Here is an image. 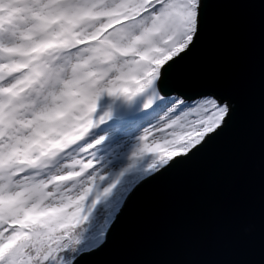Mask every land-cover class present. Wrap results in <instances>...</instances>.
Here are the masks:
<instances>
[{
  "label": "snow or ice",
  "instance_id": "6c2138e0",
  "mask_svg": "<svg viewBox=\"0 0 264 264\" xmlns=\"http://www.w3.org/2000/svg\"><path fill=\"white\" fill-rule=\"evenodd\" d=\"M254 2L264 4L0 0V61L9 58L0 65V264H82L107 244L138 189L226 129L230 95L171 80L196 47L209 4ZM120 57L130 59L117 66ZM133 112L147 127L123 159L105 163V129ZM72 113L74 138L51 135ZM65 153L77 158L55 170Z\"/></svg>",
  "mask_w": 264,
  "mask_h": 264
},
{
  "label": "water",
  "instance_id": "95a60500",
  "mask_svg": "<svg viewBox=\"0 0 264 264\" xmlns=\"http://www.w3.org/2000/svg\"><path fill=\"white\" fill-rule=\"evenodd\" d=\"M171 83L230 95L233 117L199 154L138 189L82 264H264V4H209Z\"/></svg>",
  "mask_w": 264,
  "mask_h": 264
},
{
  "label": "rangeland",
  "instance_id": "374dc122",
  "mask_svg": "<svg viewBox=\"0 0 264 264\" xmlns=\"http://www.w3.org/2000/svg\"><path fill=\"white\" fill-rule=\"evenodd\" d=\"M85 30H87V28ZM55 63L64 68L63 76L65 79L72 75L71 69L68 65L63 64L62 61H55ZM125 63L126 62L119 63L117 66ZM56 91H58V89ZM73 114L75 118L77 117V119H79L78 114ZM137 114L138 112L120 115L107 126L104 135L108 136V140L107 143L99 150V159L105 161V163L111 164L119 162L120 159H123L126 156L131 144L135 142L134 138L140 135L144 127H147V125L143 124L144 118H142V113L137 120H134L137 118L134 115ZM76 131L77 127L70 134H66L65 136L63 135L61 140L74 138ZM64 155L67 159L58 163L55 170L65 171L63 165L70 163L72 160L77 158V153H65ZM70 187L71 186L62 188L61 191H67Z\"/></svg>",
  "mask_w": 264,
  "mask_h": 264
},
{
  "label": "bare ground",
  "instance_id": "6f19581e",
  "mask_svg": "<svg viewBox=\"0 0 264 264\" xmlns=\"http://www.w3.org/2000/svg\"><path fill=\"white\" fill-rule=\"evenodd\" d=\"M87 31H92V29L87 28ZM129 59L130 58L120 57L119 60L116 61V64L118 65L119 63H122V62L127 63ZM7 63H9L8 57H5L3 61H0V65L7 64ZM71 76H69L68 78H71ZM78 120L79 119H77V117L75 118L73 113L70 115V118L67 120H64V121L58 120L57 124L53 127L51 135L61 139L63 135L65 136L66 134H70L77 127Z\"/></svg>",
  "mask_w": 264,
  "mask_h": 264
},
{
  "label": "trees",
  "instance_id": "16d2710c",
  "mask_svg": "<svg viewBox=\"0 0 264 264\" xmlns=\"http://www.w3.org/2000/svg\"><path fill=\"white\" fill-rule=\"evenodd\" d=\"M141 115V113L140 112H138V114L137 115H134V116H136L137 118H135L134 120H137L138 119V117ZM133 116V117H134ZM142 118H144V116H142Z\"/></svg>",
  "mask_w": 264,
  "mask_h": 264
}]
</instances>
